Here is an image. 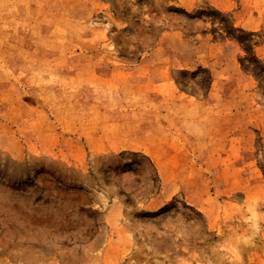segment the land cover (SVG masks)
Wrapping results in <instances>:
<instances>
[{
  "label": "rangeland",
  "instance_id": "374dc122",
  "mask_svg": "<svg viewBox=\"0 0 264 264\" xmlns=\"http://www.w3.org/2000/svg\"><path fill=\"white\" fill-rule=\"evenodd\" d=\"M0 264H264V0H0Z\"/></svg>",
  "mask_w": 264,
  "mask_h": 264
}]
</instances>
